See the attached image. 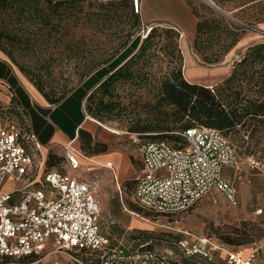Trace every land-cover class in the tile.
I'll return each mask as SVG.
<instances>
[{"label":"rangeland","instance_id":"374dc122","mask_svg":"<svg viewBox=\"0 0 264 264\" xmlns=\"http://www.w3.org/2000/svg\"><path fill=\"white\" fill-rule=\"evenodd\" d=\"M185 1L189 7V3L196 6L199 2L208 4L204 0ZM209 1L221 8L229 19L243 26L244 30L236 45L221 60L206 63L193 47L194 32L181 34L180 30L173 28L178 32L177 47L183 58L182 74L191 82L207 81L214 66H220L228 61L233 65L234 61L241 58L248 45L264 40V0ZM80 4L84 11L104 12V16L94 25L83 23L77 28H72L76 35L69 36L66 42L73 41L74 47L84 55L79 66H75L70 60L67 61V57L62 53L64 44L56 51L57 48L51 40L42 44L39 34L29 36L32 40L34 38L38 40L32 45V50L26 53L28 56L20 59L25 63V59L33 60L37 56L56 57V61L60 63L52 68L46 80L59 89L74 90L94 71L116 66L136 53L139 44L152 26L169 27L144 22L139 13H131L127 3L126 7L124 3L115 5L80 2ZM41 5L45 7L47 4L43 2ZM194 21H197L195 16ZM0 32L15 35V39L27 38L23 26L16 21L14 15H11L9 10L1 8ZM6 39L2 38L1 42L9 48ZM166 42L161 40L159 45L150 49L155 52L149 60V64L152 65L145 68H150V74L154 76L162 75L167 70L166 56L163 55ZM14 46L16 47L17 43L11 45V48ZM145 64L148 63L140 59L134 65V69ZM90 66L95 67L80 79ZM21 73L32 83L26 73ZM133 80L114 91V97L120 98L128 107L118 113L113 112L109 118L103 120L86 114L91 127V144L84 148H81L79 141L75 144L81 154L77 157L84 168H79L72 174L87 182L99 201L97 224L100 232L107 235L112 245L121 243L123 248L129 247L132 250L146 243L147 247L181 264H231L227 261L228 252L235 253L244 261L249 260V264H264V175L255 183L250 196L244 199L240 195L237 205H231L219 191L215 190L209 192L191 208L174 215L157 214L139 207L133 201V182L140 164L136 143L133 140L135 136L129 126L136 119L145 122L144 120L151 118L149 107L143 103L145 98H150V93H147L149 87L145 86L141 74H137ZM140 83L141 86L138 87ZM133 90L135 93L130 96ZM134 99L137 101H132ZM234 143L238 147V153L239 150L244 151L242 141ZM102 145L106 149L103 153L119 154L113 156V171L97 162V156L94 155L100 153L90 154L93 149L101 148ZM238 157L241 175L250 173L246 156L239 153ZM254 157L264 161V151L256 152ZM88 166H93V169H85ZM39 181L42 183L41 177ZM16 185H21V182L17 181ZM0 264L79 263L72 261L67 254L57 252L48 246L40 255Z\"/></svg>","mask_w":264,"mask_h":264},{"label":"built area","instance_id":"2783aa9c","mask_svg":"<svg viewBox=\"0 0 264 264\" xmlns=\"http://www.w3.org/2000/svg\"><path fill=\"white\" fill-rule=\"evenodd\" d=\"M76 1L107 4L125 0ZM128 1L140 14L143 0ZM19 117L0 108V263L40 255L52 246L79 264H181L146 243L132 250L121 243L112 245L98 228L99 201L90 185L72 174L84 168L78 148L72 141L66 143L63 160L47 167L42 144ZM178 134L180 145L133 134L140 164L133 201L157 214L174 215L215 189L237 205L236 188L223 176L225 167L239 163L229 139L219 130L201 125ZM246 161L250 169L264 170L261 159L247 156ZM8 180L21 185L6 190ZM227 261L249 264L232 252Z\"/></svg>","mask_w":264,"mask_h":264},{"label":"trees","instance_id":"16d2710c","mask_svg":"<svg viewBox=\"0 0 264 264\" xmlns=\"http://www.w3.org/2000/svg\"><path fill=\"white\" fill-rule=\"evenodd\" d=\"M43 2L47 4L45 7L41 5ZM80 2L83 1L0 0V8L9 10L16 21L23 26V32L27 35V38L15 39V35L0 32V50L20 72L30 77L34 87L49 104L60 102L72 91L68 88L59 89L46 80L52 68L60 62L52 56L25 59V63L20 59L28 56L26 53L32 50V45L38 40V38L32 40L29 36L39 34L40 42L43 44L44 41L51 40L57 48L56 51L64 44L62 53L67 57V61L70 60L75 66H79L84 55L74 47L73 41L66 42V40L69 36L75 37L76 33L72 28H77L83 23L94 25L104 16V12L84 11ZM123 3L124 7L126 3L130 6L133 14V8L128 0L107 4L122 5ZM189 5L197 19L193 38L194 49L204 62H218L236 45L244 30L243 26L204 2H199L197 6L190 3ZM174 29L152 26L139 44L136 53L102 79L87 95L84 104L86 114L103 120L109 118L113 112L118 113L126 109L128 106L122 103L120 98L114 97V91L117 87L134 81L133 78L141 74L145 86L149 87L147 93H150V98H145L143 103L149 107L151 118L144 120L145 122L136 119L130 124L129 129L132 134H136L140 139L153 138L150 140H164L173 145H180L182 138L179 132L201 125L219 130L229 139L237 155L240 153L246 157L254 156L256 152L264 151V143H262L264 142V40L248 45L241 58L234 61L229 75L220 83L208 87L188 81L183 76L181 70L183 58L177 47L178 32ZM2 38L8 39L9 48L1 42ZM161 40L167 41L163 48L167 70L162 75L154 76L150 74V68L145 67L152 65L149 64V60L155 52L150 49L159 45ZM16 43L17 46L11 48V45ZM140 59L148 64L134 69V65ZM95 66H90L80 79ZM140 86L141 83L138 84V87ZM135 90L130 96L134 95ZM146 132L155 134H144ZM78 141L81 148L89 146L91 133L80 129ZM236 141L243 142L241 145L243 152L239 150L238 153V147L234 143ZM105 150V146L102 145L101 148L93 149L90 154L103 153ZM61 158L55 153L48 152L47 167L58 164Z\"/></svg>","mask_w":264,"mask_h":264},{"label":"crops","instance_id":"0c3cea01","mask_svg":"<svg viewBox=\"0 0 264 264\" xmlns=\"http://www.w3.org/2000/svg\"><path fill=\"white\" fill-rule=\"evenodd\" d=\"M140 15L146 23L173 27L180 30L181 34L195 32L197 21H194V15L185 0H143ZM228 62L214 66L207 81L196 83L208 87L220 83L230 73L232 63ZM121 63L94 71L60 102L49 104L8 56L0 50V108H6L8 112H13L16 118H20L19 116L23 118L28 130L35 133L42 144L44 154L52 152L63 157V145L70 141L75 145L80 129L91 132L84 108L87 95ZM114 155L119 154L100 153L94 156H97L96 159L100 165L107 166L113 171L112 159ZM90 167L93 169V166ZM246 170L249 169L246 168ZM249 171L250 173L241 175L239 163L235 167L223 169L224 178L236 188L238 203L240 195L244 199L250 196L255 188V183L264 175V170L250 169ZM113 175L116 176V174ZM16 184L8 180L4 188L10 190Z\"/></svg>","mask_w":264,"mask_h":264},{"label":"water","instance_id":"95a60500","mask_svg":"<svg viewBox=\"0 0 264 264\" xmlns=\"http://www.w3.org/2000/svg\"><path fill=\"white\" fill-rule=\"evenodd\" d=\"M205 2H207L208 4H210L211 6H213L215 9L221 11L222 13H224L222 10H220L219 7H217L216 5H214L212 2H210L209 0H204Z\"/></svg>","mask_w":264,"mask_h":264}]
</instances>
